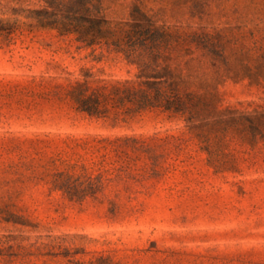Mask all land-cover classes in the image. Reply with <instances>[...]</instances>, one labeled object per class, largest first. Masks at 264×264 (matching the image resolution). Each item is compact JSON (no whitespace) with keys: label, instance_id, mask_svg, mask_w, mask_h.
Here are the masks:
<instances>
[{"label":"rangeland","instance_id":"1","mask_svg":"<svg viewBox=\"0 0 264 264\" xmlns=\"http://www.w3.org/2000/svg\"><path fill=\"white\" fill-rule=\"evenodd\" d=\"M39 6L0 0L17 24L0 33V264H264V0L98 2L109 40L142 13L245 51L252 77L213 86L226 131L207 141L184 116L120 103L112 86L136 67L38 28L26 15Z\"/></svg>","mask_w":264,"mask_h":264},{"label":"trees","instance_id":"2","mask_svg":"<svg viewBox=\"0 0 264 264\" xmlns=\"http://www.w3.org/2000/svg\"><path fill=\"white\" fill-rule=\"evenodd\" d=\"M37 2L39 8L28 10L26 18L34 20L38 28L55 30L60 36L73 35L87 48L105 44L136 67L133 81L112 86L111 95L120 103L132 104L137 110L158 108L184 116L191 126L205 128L202 138L212 129L219 134L226 131L224 116L210 115L215 98L211 90L226 75L249 79L252 75L243 64L245 51L233 49L225 32L172 33L139 13L133 24L121 31L120 38L109 40L112 31L100 14L99 0ZM15 28L16 22L0 21L1 34L8 36ZM74 88L81 109L91 114L97 111L99 96H85L83 83H76ZM254 118H264V114Z\"/></svg>","mask_w":264,"mask_h":264}]
</instances>
